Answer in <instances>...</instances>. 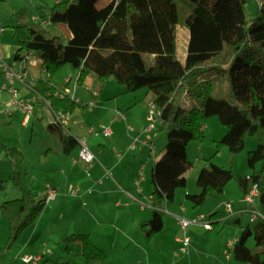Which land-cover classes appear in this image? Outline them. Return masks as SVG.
<instances>
[{"label":"trees","instance_id":"16d2710c","mask_svg":"<svg viewBox=\"0 0 264 264\" xmlns=\"http://www.w3.org/2000/svg\"><path fill=\"white\" fill-rule=\"evenodd\" d=\"M185 1L191 4L190 12L181 17L175 0H110L100 7L99 0H59L46 19L49 24L67 28L68 42L57 43L29 23L12 26L17 48L10 63L18 67L24 55H37L43 75L32 89L53 112L68 113L77 106L69 95H55L58 90L51 82L66 64L76 70L79 85L93 73L100 86L112 78L127 92L146 88L147 101L152 100L160 110L156 121L166 134V142L151 167L152 211L139 229L145 240L162 230V209L173 200L177 188L187 185L186 173L192 165L187 146L191 141L204 140L202 117L214 115L226 127L222 138L215 141L216 150L227 147L231 154H237L244 149L247 137H257L256 148L247 153L248 166L253 170L236 180L242 197L256 186L261 216L252 226L246 225L230 247L235 261L264 264V0L257 3V15L250 20L245 17L248 0ZM178 26L187 27L189 32L183 62L177 56ZM144 53L153 56L151 64L143 59ZM211 72L226 77L229 100L212 95L214 79L206 76ZM182 92L196 100L197 105L179 102ZM46 129L59 142L63 153H70L77 145L59 123L52 121ZM0 150L11 166L9 178L21 192L19 198L1 205L9 230L1 255L10 251L22 232L35 222L45 202L35 199L24 181L22 151L1 140ZM257 163L259 169H255ZM234 179L230 168L209 161L198 171V191L186 193L185 199L197 209L208 198L219 197ZM2 188L0 185V191ZM251 235L256 247H261L259 250L247 247L246 239ZM65 240L79 244L76 255L80 261L105 262L106 254L88 234H71Z\"/></svg>","mask_w":264,"mask_h":264},{"label":"rangeland","instance_id":"374dc122","mask_svg":"<svg viewBox=\"0 0 264 264\" xmlns=\"http://www.w3.org/2000/svg\"><path fill=\"white\" fill-rule=\"evenodd\" d=\"M109 1L110 0H99L98 6H103ZM55 3L56 0H0V26L4 28V32L1 35V41H12L13 43V41L16 40L13 38L12 26L29 23L36 28L42 29L48 38H55L57 43L66 44L68 42V30H66L67 28L64 25H52L49 23L41 25L38 22L40 19H48L50 11ZM175 3L181 17H185L189 14L191 6L190 3L185 0H175ZM257 8L258 6L256 0H248L245 3L246 20L256 17ZM34 17L39 20L34 21ZM182 34L186 35L185 55L189 32L187 27L178 26L176 43L177 56L179 59L184 57L182 55L184 43ZM142 57L147 64L152 63L153 57L151 54L144 53L142 54ZM64 66L69 67L70 69L74 68L70 64H66ZM64 66L55 75L56 78L60 77V73H63L65 70ZM90 75L94 76L93 73H90ZM214 77L212 95L214 97H221L229 100V88L226 77L221 74H214ZM57 80L61 83L60 78ZM106 83L107 85H113L114 87H121L112 78L108 79ZM96 84H98L97 81ZM181 94L184 95V97L179 94L181 96L180 97L178 95L179 102L185 105H197L196 100L190 99L186 96V94H184V92ZM37 106L36 112L32 114L29 123L26 124L21 123L23 117L22 113L15 112L12 115H8L6 112L0 111V140L6 146L17 147L22 151L24 157L22 163V176L28 187L30 186V182H33L32 184L36 189L41 188L42 182L46 179V177H44V169L46 168L48 164L47 161L49 159L44 155L45 150H43V147L49 145L55 147L57 145L54 136L49 134L46 129L48 118L52 115V112H50L48 108L42 107L40 104ZM206 120L208 121L209 128L207 131H204V140L202 142H189L190 144L193 143L195 146L199 145L202 149L201 152H198L195 148H189L188 150V156L194 164L193 169L195 170L198 168L200 170V168L207 165L208 162L211 161L218 166L230 168L235 175V179L227 184L226 188L228 189V192L226 196L219 195L217 198H208L196 210L192 209V204L181 194L179 196L177 194V197H174L171 202L166 203L164 207H168L169 211L174 214H183L187 219L201 213L205 215L206 221H210L212 223L213 230L205 229L201 224H190L185 229V233L190 239V247L188 253H184L180 249V243L176 240L177 238L179 239L183 236V231L177 221V218L164 212L163 231L154 235L150 240H145L142 237L139 230V224L138 227H135L129 232L128 243L125 240V236L115 234V237H119V246L115 250L105 247L106 260L103 264H248L237 262L233 259L231 255L230 243L240 236L246 225L252 226L255 223V219H253L251 214L248 212L238 214V216L235 214L229 216L225 209V203L229 202L232 209L235 210L241 202V192L236 179L245 177L247 174L252 172L253 169H251L247 163V153L256 148L258 142L257 137H247L244 149L237 154H231L227 147H222L219 150H216L215 141L222 138L226 131V127L222 125L218 118L214 115L202 117L200 123L205 124ZM148 125L149 123L147 122L145 128H147ZM153 127V133L156 135H162L164 139L166 138L165 132L159 129V124L156 120L153 123ZM135 143L136 141L134 140L131 142L133 145H135ZM164 144L165 143L161 144V140L157 139L155 150L159 153ZM78 147L79 145H76L73 148L72 153L77 152ZM76 157L77 155L74 158ZM1 158L8 161L5 159V156H3V153L1 154ZM80 163L79 164L82 165V167L83 165L86 166L85 163ZM126 166L129 165L121 166V169L123 167L125 169ZM86 167L83 171H85V174L89 176L91 175V172H89V167ZM259 167L260 164L257 163L255 165V169H259ZM106 172L107 171H104V173ZM116 174L118 176V173ZM31 177L35 178L31 180ZM100 180H104L102 179V176L97 177L96 182L99 183ZM0 185L3 187L0 191L1 249L4 247L9 234L8 218L1 212V205L6 200L19 198L21 196V192L14 186L9 176L2 179V181H0ZM76 188L78 187L74 186L72 191H75ZM122 188H114L116 191L109 196L107 203L105 204V210L102 212L112 215L119 221L127 218L126 215L121 216L122 212L126 210L134 212V214L137 215L141 221L144 218H148L150 215V207L148 206L145 198L149 192L148 189L146 188L144 190V198H142L139 194L134 197V200L140 199L142 204L147 205V207L144 208V205L130 198H128V203H124L125 200L128 199H115L119 195L118 191L123 192ZM59 190L61 191L62 189L59 188ZM189 190L190 192H196V190H198L196 179L190 181ZM35 192L33 193L34 198L36 196ZM96 196L97 194L90 193L87 197L76 201H74V198L69 199L66 203L70 206H65V208L60 207L57 209L52 220L51 218L44 217L41 221V226L47 231H45L43 235V240H45L47 245L40 246V249L46 251V255L38 261V264H51L52 261L75 264H101L96 260L90 262L80 261L76 255L77 251L80 249L79 244L75 242H67L64 239L67 234L75 232V226H78L79 223H83L87 220V213L85 212L86 207L88 205H92L90 202L95 200ZM90 198H92L91 201H89ZM117 201L120 202L119 206L115 205V202ZM132 203H137V205L130 208L129 205ZM47 204L48 203H46L45 207ZM254 206L260 214L258 196L254 198ZM182 207L185 209L183 213H181ZM214 211H216V216L210 218V213ZM68 217L72 218L73 221H69ZM236 218L240 220L239 223L233 221ZM215 221H218V223L215 224ZM65 230L70 231L65 234ZM18 243L19 242L17 240L10 251L0 255V264H26L21 260L24 254L36 255V253H23L20 251L15 256L13 249L16 245H20ZM246 245L253 251L261 248L256 247L255 240L252 235L246 239ZM176 252L177 255L175 254Z\"/></svg>","mask_w":264,"mask_h":264},{"label":"crops","instance_id":"0c3cea01","mask_svg":"<svg viewBox=\"0 0 264 264\" xmlns=\"http://www.w3.org/2000/svg\"><path fill=\"white\" fill-rule=\"evenodd\" d=\"M57 1L58 0H56V2ZM2 33L0 34V57L6 59L8 62H12V56L17 48V41H13V43L12 41H1ZM67 37H70L69 31H67ZM183 41L182 55L184 57L182 59L178 58L182 62L186 57V53L184 55L186 35H183ZM64 68L65 70L63 73H60V77L56 78L54 76V78H51V82L55 85L58 91L69 95L70 98L77 103V106L73 111L65 114V130L76 139L77 145H79V140H84L94 153L95 158L93 162L90 165L85 164L87 167H89V172H91V175L88 176L85 174L83 169H85L86 166L83 165L82 167V165H80L82 164L80 161H74V159L77 158L74 157L78 155L77 152L79 151V147L77 152L72 153V149L70 153L65 154L63 153L61 145L56 139L57 145L55 147L52 145L43 147V150H45L44 155L49 159L47 161L48 164L44 169V177H46V179H44L42 182L41 188L36 189L32 184L33 182H30L29 188L32 190V194L36 191L35 199L41 200L44 199L46 195L45 183H50L56 188L57 195L53 200L48 202L46 207L44 206L41 214L35 220V222L22 232L18 239V244L20 245H16V247L13 249L15 256L20 251L23 253H38L43 250L40 249V246H46L47 243L45 240H43V235L46 229L41 226V221L44 219V217L51 218L52 220L57 209L60 207L65 208V206H70L68 203H66V201L72 198H74V201H76L87 197L90 193L97 194L96 199L90 202L92 205H88L86 207L85 212L87 213V220L83 223H79L78 226H75V232L71 234H88L94 244L102 249L104 253L105 247L115 250L119 246V237H115V234L125 236V240L128 243L129 232L135 227H138V224L140 225L142 221L148 220L151 215L152 208L149 202L151 197V167L153 161L161 154L164 148L163 146V148H161L160 152L158 153L155 150V145L157 139H160L161 144H163L166 142V138L164 139L162 135H156L153 133L152 130L154 127L151 130H147L145 128L147 123V103L149 101L146 99V88L142 87L135 91L127 92L122 85H120L121 87L107 85L106 82L108 80L104 83V85L100 86L96 84V76L90 74L86 77L83 84L79 85L76 83V70L74 68L70 69L69 67L65 66ZM27 71V77H25L22 81H17L15 83V86L17 87L21 97L30 99L33 103L34 111L32 114L36 112V108L38 107L37 105L39 104L42 107L48 108L50 112H52L46 103L47 101L43 97L36 94V92L32 89L37 78L43 75L41 60L36 54L32 53L29 55ZM206 76H210L213 79L215 78L214 73L212 72ZM59 78L61 79V83H59L57 80ZM1 79L2 76L0 72V83ZM182 97H184V95H182ZM8 100L9 94L4 91L0 92V111L5 112L4 107ZM91 103H93V105ZM116 110L120 111L123 117L117 116ZM15 112L19 111H14L11 114H7L12 115ZM32 114L29 116L26 122L24 121V117H22L21 123H29ZM53 118L54 117L52 113V115H50L48 118V123L52 122ZM127 125H129L131 129H127ZM99 126L109 127L111 134L108 136L97 135L88 131L90 127L97 129ZM201 126L203 131H207L209 128L208 121L206 120L205 124L202 123ZM135 139H137L135 145L131 144V142H133ZM143 141H145V143H143ZM189 148H195L198 150V152H201L202 149L199 145L195 146L193 143L188 144L187 158L192 163L193 161L188 156ZM1 152L0 181L9 176L11 170L10 163L1 158ZM125 165L129 166H126L125 169L124 167L121 169V166ZM193 166L194 164L192 163L190 169L186 173V187H184V189L177 188L175 190L174 197H177V194L178 196L181 194L185 197V194L188 192L196 193L198 191L196 190V192H190L189 190L190 181L196 179L199 171L198 168L194 170ZM104 171H107V174L104 173ZM116 173H118V176ZM100 176H102V179L104 180H100V182L97 183L96 179ZM34 178L35 177H31V180ZM74 186H77L78 188H76L75 191H72ZM115 187H120L123 189V192L118 191L119 195L115 199L130 198L132 200L135 199V196H138L137 194L144 198V190L147 188L149 192L145 198L147 200L148 206L150 207L149 217L144 218L141 221L139 220L138 216L134 214V212L126 210L122 212L121 216L126 215L127 218H125V220L119 221L112 215L103 213L102 211L105 210L107 199L116 191L114 190ZM59 188L62 190L60 191ZM227 190L228 189L225 187L224 192L221 195L226 196L228 192ZM92 198H90L89 201H91ZM138 200L134 201L142 204V201H140V199ZM128 201L129 199L125 200L124 203H128ZM115 205L119 206L120 202H115ZM134 205H137V203H132L129 205V207L132 208ZM142 205H144V208L147 207L145 204ZM192 209L196 210L193 207ZM244 209L245 205L240 202L239 206L234 210L235 215L238 216V214L245 213ZM162 211L163 215L164 212L175 217L178 215L169 211L168 207H164ZM212 213H215L214 216H216V211ZM68 220L73 221V219L70 217H68ZM236 220L238 223L240 222L238 218H236ZM214 223L216 224L218 221H215ZM211 230H213V228ZM69 231L70 230H65L64 233L67 234ZM162 231L163 228L160 232ZM71 234H67V236ZM176 240L178 241L179 239L177 238ZM175 254L177 255V252Z\"/></svg>","mask_w":264,"mask_h":264},{"label":"built area","instance_id":"2783aa9c","mask_svg":"<svg viewBox=\"0 0 264 264\" xmlns=\"http://www.w3.org/2000/svg\"><path fill=\"white\" fill-rule=\"evenodd\" d=\"M257 3H260V0H256ZM35 21H38V18H34ZM49 21L47 19H40L39 24L46 25ZM4 31V28L0 26V34ZM30 54L24 55V59L19 64L18 67H15L10 62H8L6 59L0 57V72H1V83H0V92H7L9 94V100L7 103H5L4 111L8 114L13 113L14 111H19L23 114L24 121L29 118V116L34 111V105L31 102L30 99L21 97L17 87L15 86V83L18 81H22L25 77L28 75L27 71V63L29 59ZM65 93L61 91L55 92V95L58 97H63ZM48 105V102H46ZM93 105V103H91ZM53 121L56 123H59L64 128L66 127V119L65 114L63 112L57 111L53 112ZM160 114V110L155 106L154 102L152 100H149L147 103V113H146V120L149 123L147 130H151L153 128V123L157 119L158 115ZM116 115L123 117L122 113L118 110H116ZM127 129H131L129 125H127ZM89 132L95 133L97 135H110L111 130L109 127L106 126H99L97 129L90 127L88 129ZM135 139L134 141H136ZM145 143V141H143ZM95 158L94 153L91 151V149L88 147L86 142L84 140H79V151L77 158L74 159V161H80L87 165H90ZM45 189H46V195L44 197L45 204L50 202L55 198L57 195L56 188L51 185L50 183H45ZM257 196V189L256 186H253L248 193H246L242 199L241 202L245 205V212H248L251 214L253 219H257L261 216L259 214L258 210L255 209L254 206V198ZM225 209L226 212L229 214V216H232L235 214L234 210L232 209V206L229 202L225 203ZM182 213L184 212V208H181ZM177 221L183 231V236L179 238L180 243V249L184 253H188L189 250V242L190 239L185 233V229L190 224H201L205 229L211 230L213 228L212 223L210 221L205 220V215L203 214H197L190 219H187L184 217L183 214L176 216ZM231 244V243H230ZM46 251L41 250L40 252L36 253V255L31 254H24L21 258V260L26 264H38V261L44 256Z\"/></svg>","mask_w":264,"mask_h":264}]
</instances>
